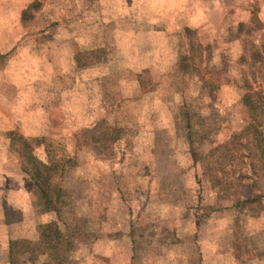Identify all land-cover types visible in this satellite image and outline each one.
I'll use <instances>...</instances> for the list:
<instances>
[{
    "label": "rangeland",
    "instance_id": "obj_1",
    "mask_svg": "<svg viewBox=\"0 0 264 264\" xmlns=\"http://www.w3.org/2000/svg\"><path fill=\"white\" fill-rule=\"evenodd\" d=\"M248 95L264 0H0V264H264Z\"/></svg>",
    "mask_w": 264,
    "mask_h": 264
},
{
    "label": "trees",
    "instance_id": "obj_2",
    "mask_svg": "<svg viewBox=\"0 0 264 264\" xmlns=\"http://www.w3.org/2000/svg\"><path fill=\"white\" fill-rule=\"evenodd\" d=\"M251 95H248L244 100H246V104L251 108V123L248 128V132L251 135L252 139L250 141H245L244 143H239L240 147L242 149H246L251 151V145L254 142L255 145H257V148H264V96L262 97H257L256 100L250 99ZM238 139V138H237ZM238 143V142H237ZM229 146H226L225 148L228 149ZM224 148V149H225ZM229 150V149H228ZM264 150V149H263ZM28 160L31 162L33 165L32 168L34 170L37 168L38 164L35 162V157L32 154H29ZM23 171L29 175H32V171H30L27 168H23ZM50 173H47L42 181H37L36 186L37 189L39 190L40 194L46 201V205L48 206L49 209H56V203L58 200V197L60 196V189L57 187H52L51 185L52 181ZM55 200V201H54ZM245 202H248L249 204L252 202L250 199H246ZM22 244H25L24 242H21ZM17 244L16 242H13L11 245L10 251H12V246Z\"/></svg>",
    "mask_w": 264,
    "mask_h": 264
}]
</instances>
